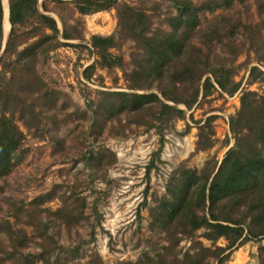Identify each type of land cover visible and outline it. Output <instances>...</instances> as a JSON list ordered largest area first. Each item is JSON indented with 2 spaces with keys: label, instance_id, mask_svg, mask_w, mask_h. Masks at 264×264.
<instances>
[{
  "label": "trees",
  "instance_id": "obj_1",
  "mask_svg": "<svg viewBox=\"0 0 264 264\" xmlns=\"http://www.w3.org/2000/svg\"><path fill=\"white\" fill-rule=\"evenodd\" d=\"M58 1L70 2L79 13L114 8L115 32L89 35V47L98 59L83 67V76L88 78L97 63L119 66L127 87L142 91L100 90L95 103L88 102V130L100 133L106 121H120L119 113L126 115L127 123L152 126L158 134V146L150 152L144 166L146 176L158 158L164 123L170 126L174 118H182L183 107L189 109L212 88L230 94L238 85V81L232 82V61L243 48L251 50L257 61H264V18L254 22L238 18L230 21L221 12L204 26L198 25L199 13L227 7L233 0H169L175 12L163 17L168 28L151 26V13L142 6L146 0H136V4L126 0ZM256 1L257 10L261 11L264 0ZM6 2L9 29L0 54V176L26 153L24 132L15 122L14 112H18L23 125L29 129L36 127L56 103L58 91L43 81L35 62L57 45L68 44L57 38L58 33L64 39L82 38L80 21L76 18L74 23L60 18L59 31L56 20L41 11L48 9L46 0L39 2L41 10L36 0ZM238 2L244 4L243 0ZM2 17L0 0V47ZM224 19L226 21L222 22ZM238 33L241 38L235 40L233 37ZM126 38L133 41L137 50L131 53V65L123 68L121 54L111 53L108 48H119ZM211 40L218 41L226 49V55L208 57L203 47H207L205 45ZM248 73L252 78L258 73L264 76V71L255 64L250 65ZM214 117V113L206 115L197 126L196 149L213 143L211 120ZM227 125L233 142L224 150L220 160L208 159L199 168L179 164L169 175L165 194L149 207L150 225L165 234L167 243L163 249L156 251L154 256L144 255L134 261L113 264H207L209 255L216 258V264H222L235 242L237 245L249 238L264 239V92L242 90L238 106L229 115ZM114 158L113 151L101 147L87 151L83 155V164L88 165L92 172L105 169ZM55 192L54 185L15 209L18 219L32 224L35 234L42 240L47 236L46 228L51 221L48 217L41 219L40 211L68 226L79 223L84 217V198L71 190L68 194L62 193L61 205L54 209L42 207L40 204ZM198 228H202L200 235L211 243L223 237L225 244L205 246L192 239ZM0 230L9 240L4 244L0 237V252L8 258V264H37L38 258L47 260L42 255L46 247L41 243L37 255L21 251L29 238L20 227L14 230L4 220L0 222ZM180 236H190L191 243L178 256L179 250L175 246ZM256 256L257 264H264V244L258 245ZM96 259L91 257L87 262L108 264ZM46 260L41 264H48Z\"/></svg>",
  "mask_w": 264,
  "mask_h": 264
},
{
  "label": "rangeland",
  "instance_id": "obj_2",
  "mask_svg": "<svg viewBox=\"0 0 264 264\" xmlns=\"http://www.w3.org/2000/svg\"><path fill=\"white\" fill-rule=\"evenodd\" d=\"M40 1L36 0L39 10ZM46 1L48 9L41 11L56 20L59 31L60 18L69 23H74L76 18L80 21L82 38L64 39L58 33L57 38L68 44L57 45L35 62V68L43 81L58 91L56 103L47 114L42 113L46 116L36 127L31 126L29 129L23 125L18 112H14L15 122L24 132L26 153L6 174L0 176V222L6 220L14 230L20 227L29 238L22 252L37 255L41 245L46 247L42 255L47 258L48 264H88L87 260L91 257L113 264L117 261H134L144 255L154 256L167 242L165 234L150 225L149 207L165 194L164 187L169 175L179 164L199 168L208 159L220 160L224 150L233 142L227 119L238 106L239 94L244 89L264 92V76L258 73L252 78L248 73L252 64L264 71V61H257L251 50L243 48L232 61L234 73L231 78L232 82L238 81V85L230 94L212 88L209 94L189 109L179 104L184 109V116L174 118L170 126L165 123L162 125L163 141L159 155L146 176L144 166L150 152L158 146V134L152 126L127 123L126 115L119 113L120 121H106L100 133L88 130V102L95 103L100 90L142 91L127 87L119 66L97 63L88 78L83 76V67L98 59L89 47V35L115 32L114 8L79 13L70 2ZM126 1L137 3L136 0ZM243 2L240 5L238 0H233L227 7L199 13L198 25L204 26L221 12L230 21L238 18L254 22L264 18V6L258 11L256 0ZM142 6L151 13L152 27L168 28L163 17L175 12L169 0H146ZM4 23L5 20L3 29ZM233 38L239 39L241 35L238 33ZM205 46L203 50L208 53V57L227 53L216 40H211ZM136 50L129 38L122 40L119 48H108L111 53L121 54L123 68L131 65V53ZM210 113L215 114L211 120L213 143L209 147L196 149L197 126ZM101 147L113 151L115 158L105 169L91 172V168L83 164V155ZM54 185V195L40 205L54 209L62 204V193L68 194L71 190L84 198V217L79 223L68 226L60 219L40 211L41 219L48 217L51 221L46 228L47 236L42 240L35 234L32 224L18 219L15 209ZM200 231L202 228L196 229L192 239L199 240L205 246L213 247L226 242L223 237H218L211 243L200 235ZM0 237L4 244L8 243L3 230H0ZM190 243V236H180L175 246L179 250L177 255L188 249ZM259 244H264L263 238H249L237 245L235 242L222 264H257ZM2 255L0 252V264H8V258ZM45 260L38 258L36 263L41 264ZM206 260L207 264H216V258L211 255Z\"/></svg>",
  "mask_w": 264,
  "mask_h": 264
},
{
  "label": "water",
  "instance_id": "obj_3",
  "mask_svg": "<svg viewBox=\"0 0 264 264\" xmlns=\"http://www.w3.org/2000/svg\"><path fill=\"white\" fill-rule=\"evenodd\" d=\"M4 15V13H3ZM3 19V17H2ZM6 19L8 21V18H7V10H6ZM8 29H9V21H8V27L6 30H3V39H2V45L0 47V54L2 53L3 49H4V45H5V42H6V39H7V34H8Z\"/></svg>",
  "mask_w": 264,
  "mask_h": 264
},
{
  "label": "bare ground",
  "instance_id": "obj_4",
  "mask_svg": "<svg viewBox=\"0 0 264 264\" xmlns=\"http://www.w3.org/2000/svg\"><path fill=\"white\" fill-rule=\"evenodd\" d=\"M6 1H7V0H3V3H4L3 6H4V9H5V13H6V10H8V9H7V2H6ZM7 25H8V24H7L6 21H5V23H4V29H5V30H6L7 27H8ZM4 29H3V30H4Z\"/></svg>",
  "mask_w": 264,
  "mask_h": 264
},
{
  "label": "crops",
  "instance_id": "obj_5",
  "mask_svg": "<svg viewBox=\"0 0 264 264\" xmlns=\"http://www.w3.org/2000/svg\"><path fill=\"white\" fill-rule=\"evenodd\" d=\"M1 4H2V10H3V13H4V11H5V9H4V6H3V0H1ZM4 20L6 21V22H8L7 21V19H6V16L5 15H3V22H4ZM3 22H2V25H3ZM2 29H3V26H2Z\"/></svg>",
  "mask_w": 264,
  "mask_h": 264
}]
</instances>
